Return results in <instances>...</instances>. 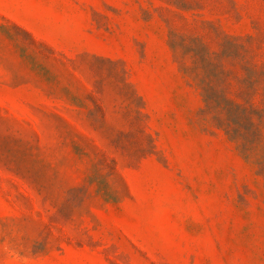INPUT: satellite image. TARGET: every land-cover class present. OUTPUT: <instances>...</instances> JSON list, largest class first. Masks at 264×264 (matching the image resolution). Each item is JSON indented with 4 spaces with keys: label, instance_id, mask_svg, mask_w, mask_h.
Listing matches in <instances>:
<instances>
[{
    "label": "rangeland",
    "instance_id": "obj_1",
    "mask_svg": "<svg viewBox=\"0 0 264 264\" xmlns=\"http://www.w3.org/2000/svg\"><path fill=\"white\" fill-rule=\"evenodd\" d=\"M216 98L264 141V0H0V264H264Z\"/></svg>",
    "mask_w": 264,
    "mask_h": 264
},
{
    "label": "trees",
    "instance_id": "obj_2",
    "mask_svg": "<svg viewBox=\"0 0 264 264\" xmlns=\"http://www.w3.org/2000/svg\"><path fill=\"white\" fill-rule=\"evenodd\" d=\"M214 101L215 105H217L219 109L224 111L225 118L229 120V123L236 124V126L238 125L237 128H235L237 131V137L240 139V143L245 146V149L247 151L258 150L260 152V162H264V141L261 139V137H259V134L255 133V131H252V133L250 134L240 129V125L242 124V129H246L245 127H247V129H257L258 126L255 123L253 116H251L249 113H246L241 104L232 103L226 100H224V102H220L218 99Z\"/></svg>",
    "mask_w": 264,
    "mask_h": 264
}]
</instances>
